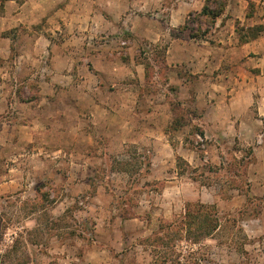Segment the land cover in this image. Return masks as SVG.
Here are the masks:
<instances>
[{
	"label": "rangeland",
	"instance_id": "rangeland-1",
	"mask_svg": "<svg viewBox=\"0 0 264 264\" xmlns=\"http://www.w3.org/2000/svg\"><path fill=\"white\" fill-rule=\"evenodd\" d=\"M204 2L81 0L68 67L0 58V264H264V0L191 38Z\"/></svg>",
	"mask_w": 264,
	"mask_h": 264
},
{
	"label": "crops",
	"instance_id": "crops-1",
	"mask_svg": "<svg viewBox=\"0 0 264 264\" xmlns=\"http://www.w3.org/2000/svg\"><path fill=\"white\" fill-rule=\"evenodd\" d=\"M80 3L81 0H4L0 8V58L9 57L11 51L15 50L16 43L17 45L23 43L24 35V43L29 45L30 52H47L50 57L48 62L52 67H68L70 63L67 52L73 49L70 47L71 41L66 39L65 42L54 43L51 41L50 33L61 31L60 28L67 30L70 23L68 20L73 17L77 20L82 19V12L77 6ZM193 5L195 4L191 6ZM43 21H49V27H45V31L39 28L42 23L47 25V22ZM73 24L79 31L84 30L81 24ZM22 26L25 27L23 34ZM71 37H76V34ZM75 44L77 41H74L73 46ZM54 46L58 49L53 52ZM17 66L18 64L15 67ZM2 74L0 78L4 79L5 76Z\"/></svg>",
	"mask_w": 264,
	"mask_h": 264
},
{
	"label": "trees",
	"instance_id": "trees-1",
	"mask_svg": "<svg viewBox=\"0 0 264 264\" xmlns=\"http://www.w3.org/2000/svg\"><path fill=\"white\" fill-rule=\"evenodd\" d=\"M3 1L4 0H0V8H2L1 6L3 5ZM224 2H225V0H205L202 8L199 11L189 12L188 17L185 20V23L188 22L190 16L195 15V16H198V18H200V22H202L205 25V28L203 31H200V32H197L196 30L191 31L189 34L191 38H202L205 36V34L207 32H209V30L214 26L216 18L222 14L223 9H224ZM250 30H252V31L254 30V34L252 36V39H253L256 37V35L260 31V27L255 26V27L251 28ZM194 205H196L198 207L202 206L201 203L194 204ZM186 215H187V217H190L188 211H187ZM195 217L196 216H194V218ZM213 227H215V226L210 225V228H208V230L206 229L205 232L206 233L210 232V230L213 229ZM198 229L203 230V229H205V227L200 226V227H197V230Z\"/></svg>",
	"mask_w": 264,
	"mask_h": 264
}]
</instances>
